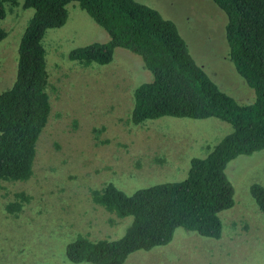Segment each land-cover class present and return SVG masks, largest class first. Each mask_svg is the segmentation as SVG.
<instances>
[{"label": "rangeland", "instance_id": "1", "mask_svg": "<svg viewBox=\"0 0 264 264\" xmlns=\"http://www.w3.org/2000/svg\"><path fill=\"white\" fill-rule=\"evenodd\" d=\"M23 1L13 12L5 2L7 14L0 18L7 32L0 40V93L15 80L19 41L34 12L22 7ZM137 1L175 23L194 60L221 90L241 104L254 100L253 89L228 58L227 17L213 0ZM67 10L66 23L48 29L43 38L51 111L36 143L33 174L25 181L2 182L0 189V264H92L69 261L67 243L78 233L118 239L132 221L96 205L92 189L114 182L131 194L153 183L180 181L191 158L205 157L233 129L215 117L128 123L133 90L151 81V72L123 47L114 49L108 64L71 61L70 50L106 42L109 35L77 2ZM225 171L235 203L219 212V239L178 227L169 243L134 251L125 264H264V212L250 193L251 184L264 185V149L235 157ZM20 191L30 198L14 216L5 205Z\"/></svg>", "mask_w": 264, "mask_h": 264}, {"label": "trees", "instance_id": "2", "mask_svg": "<svg viewBox=\"0 0 264 264\" xmlns=\"http://www.w3.org/2000/svg\"><path fill=\"white\" fill-rule=\"evenodd\" d=\"M226 14L228 58L254 91L251 103L241 104L209 77L188 50L175 23L137 0H24L32 8L19 41L13 84L0 93V189L2 182L25 181L33 174L36 143L51 111L49 72L43 38L50 28L66 23L67 5L77 2L109 40L70 50L68 58L80 65H104L114 49L139 55L152 80L133 90L127 122L142 124L163 116L204 119L215 117L232 125L205 157H193L187 176L175 182L153 183L128 194L106 182L90 191L91 199L118 218L132 217L118 239H92L78 233L66 245L71 262L125 264L128 255L169 243L176 228L219 239V212L234 203V187L226 174L230 160L264 149V0H213ZM18 6V0H0V18ZM7 35L0 28V40ZM132 99V98H131ZM128 114V113H127ZM162 161V159H159ZM250 193L264 212V185L253 183ZM23 192L5 210L17 216L29 201Z\"/></svg>", "mask_w": 264, "mask_h": 264}]
</instances>
